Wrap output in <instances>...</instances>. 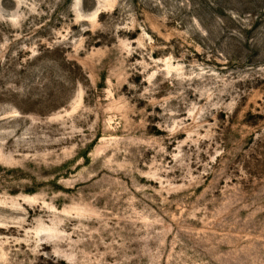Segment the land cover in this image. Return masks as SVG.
I'll return each instance as SVG.
<instances>
[{
	"label": "rangeland",
	"instance_id": "374dc122",
	"mask_svg": "<svg viewBox=\"0 0 264 264\" xmlns=\"http://www.w3.org/2000/svg\"><path fill=\"white\" fill-rule=\"evenodd\" d=\"M0 264H264V0H0Z\"/></svg>",
	"mask_w": 264,
	"mask_h": 264
}]
</instances>
